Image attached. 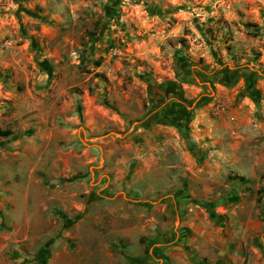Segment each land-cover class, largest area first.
Instances as JSON below:
<instances>
[{
  "label": "rangeland",
  "instance_id": "obj_1",
  "mask_svg": "<svg viewBox=\"0 0 264 264\" xmlns=\"http://www.w3.org/2000/svg\"><path fill=\"white\" fill-rule=\"evenodd\" d=\"M0 264H264V0H0Z\"/></svg>",
  "mask_w": 264,
  "mask_h": 264
},
{
  "label": "trees",
  "instance_id": "obj_2",
  "mask_svg": "<svg viewBox=\"0 0 264 264\" xmlns=\"http://www.w3.org/2000/svg\"><path fill=\"white\" fill-rule=\"evenodd\" d=\"M2 135H7V134H9L8 132H2L1 133Z\"/></svg>",
  "mask_w": 264,
  "mask_h": 264
},
{
  "label": "water",
  "instance_id": "obj_3",
  "mask_svg": "<svg viewBox=\"0 0 264 264\" xmlns=\"http://www.w3.org/2000/svg\"><path fill=\"white\" fill-rule=\"evenodd\" d=\"M100 160H101V158H100Z\"/></svg>",
  "mask_w": 264,
  "mask_h": 264
}]
</instances>
